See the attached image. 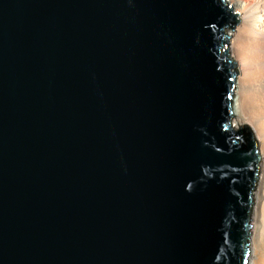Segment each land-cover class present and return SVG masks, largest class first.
<instances>
[{"label": "water", "instance_id": "obj_1", "mask_svg": "<svg viewBox=\"0 0 264 264\" xmlns=\"http://www.w3.org/2000/svg\"><path fill=\"white\" fill-rule=\"evenodd\" d=\"M236 14L0 0V264H247L260 154L232 126Z\"/></svg>", "mask_w": 264, "mask_h": 264}, {"label": "bare ground", "instance_id": "obj_2", "mask_svg": "<svg viewBox=\"0 0 264 264\" xmlns=\"http://www.w3.org/2000/svg\"><path fill=\"white\" fill-rule=\"evenodd\" d=\"M239 22L225 34L238 69L232 101V126L247 124L258 139L259 170L252 208L247 264H264V0H226ZM231 57V58H232ZM233 60V59H232ZM240 125V126H239ZM251 233V231H250Z\"/></svg>", "mask_w": 264, "mask_h": 264}, {"label": "rangeland", "instance_id": "obj_3", "mask_svg": "<svg viewBox=\"0 0 264 264\" xmlns=\"http://www.w3.org/2000/svg\"><path fill=\"white\" fill-rule=\"evenodd\" d=\"M236 24H237V22H236ZM232 26V25H231ZM235 26V25H234ZM234 26H233V28H234ZM228 28H230V27H228ZM228 42V41H227ZM228 45V44H227ZM230 55V54H229ZM232 57V56H231ZM232 59L234 60V58L232 57ZM236 68H237V66H236ZM237 74H238V69H237ZM235 89V88H234ZM258 147H259V145H258ZM261 174V172H260V170H259V173H258V175H260ZM255 187H256V184H255ZM255 187H254V189H253V191H255ZM253 191H252V196H253ZM253 198V197H252ZM262 200H264L263 199V196H262V199H261V203H262ZM252 208H253V206H254V198L252 199ZM262 204H264V201H263V203ZM262 207H263V210H264V205H262ZM252 208H251V212H252ZM251 216H252V213H250V224H251V222H252V219H251ZM252 224H251V228H250V231H251V233H250V236H251V234H252ZM250 245V244H249ZM249 250H250V248H249Z\"/></svg>", "mask_w": 264, "mask_h": 264}]
</instances>
